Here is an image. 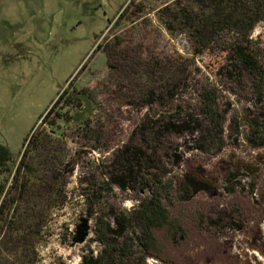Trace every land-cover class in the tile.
<instances>
[{
    "label": "rangeland",
    "instance_id": "374dc122",
    "mask_svg": "<svg viewBox=\"0 0 264 264\" xmlns=\"http://www.w3.org/2000/svg\"><path fill=\"white\" fill-rule=\"evenodd\" d=\"M175 8L192 19L170 24ZM210 14L209 1L0 0V144L17 165L38 140L26 158L37 179L12 191L13 228L28 236L0 222V264H80L153 190L181 231L154 230L147 255L126 243L131 228L109 232L135 253L127 264H264V84L258 97L231 29L197 45ZM241 44L264 69V23ZM64 88L80 106L44 122ZM56 178L64 200L49 210Z\"/></svg>",
    "mask_w": 264,
    "mask_h": 264
},
{
    "label": "trees",
    "instance_id": "16d2710c",
    "mask_svg": "<svg viewBox=\"0 0 264 264\" xmlns=\"http://www.w3.org/2000/svg\"><path fill=\"white\" fill-rule=\"evenodd\" d=\"M191 1H198L201 3L206 1L211 2V14L208 16V19H206V17V20H203L202 18L198 21L196 32L199 39L196 40L197 45L199 40L204 39L203 41L208 42L209 40H212V38L216 39L221 32L226 29H231L236 32L240 36L239 41L241 43H248L250 33L253 31L256 24L260 22L264 23V0ZM188 12L189 11L184 8H175L169 14V23L177 25L179 18L181 20L187 19L190 21L192 17L188 14ZM122 14L119 15V19L123 17ZM119 43L122 42H118L117 44ZM241 43L234 45L232 57L235 62L240 63L256 79V94L258 97H261V90L264 84V69L258 63V60L254 57V55L249 51L248 45H243ZM198 49L200 48H197L196 51H198L197 53H200V50ZM177 87L178 84L174 83L171 90H167V93L173 97L174 90H176ZM76 95V93H69L67 88H64L52 102L50 108L43 117V121L48 122L51 115H54L52 116L54 120L64 119L67 117V109L77 105L80 106V103L77 102L79 99ZM201 99L204 111L207 115L215 116L216 118H213L215 120L221 118L220 115L217 114L216 110H214V106L217 104V95L215 92L205 90L201 93ZM54 120L48 123L52 125ZM34 142L35 146H37V136L31 133L28 138V143L22 153V157L17 165L14 163V156L10 149L5 145L0 144V222L2 225H5L10 229H14L13 214L17 201V197L12 196V191H18V195L22 189L25 190V183L22 181V178L29 180V178L31 179L35 176V180L37 179L36 173H34L33 169L29 167V164L26 163V158L29 157L28 151L34 146ZM260 159L262 166L264 167V158ZM129 177L130 181H132L135 185L140 181H142V185H149L146 181H144V179H141V177L139 178L137 175H131ZM55 180V186L57 189L52 196L53 198L50 202L49 210L60 206L63 204L64 200L61 183L58 182V178ZM150 186L151 185H149V187ZM8 194L11 196L7 197ZM115 219L116 227H107L108 233L110 232V234L116 236V239L122 236L123 231L128 227L131 228V236L126 243H128L129 248L135 246L139 249V253L142 252L145 255L149 254V250L154 247V230L163 228L164 225H167L169 227V232L172 233V231H174V235H177L181 231V227L175 221L173 224V221L169 219L167 209L161 200V194L156 190L152 191L150 197L140 200L138 207L129 215L116 216ZM14 231H20L24 234V232H22L24 230L16 228ZM108 233L104 231L101 233L100 237H97V240L105 246L100 254L94 255V253L90 251L88 254H84L81 257L80 264H127V262L130 261L128 257H131V255L135 253H130L128 247L119 249L114 245L115 239H113L112 242L108 239ZM27 236V232L24 236L22 235V237L25 238H27ZM115 256L117 260H115ZM143 257L144 256L141 258L143 259Z\"/></svg>",
    "mask_w": 264,
    "mask_h": 264
}]
</instances>
